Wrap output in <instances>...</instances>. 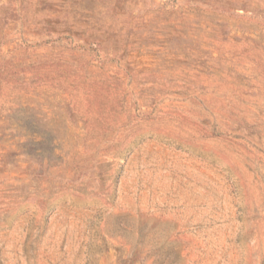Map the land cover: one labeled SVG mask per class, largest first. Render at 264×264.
<instances>
[{"label": "rangeland", "instance_id": "1", "mask_svg": "<svg viewBox=\"0 0 264 264\" xmlns=\"http://www.w3.org/2000/svg\"><path fill=\"white\" fill-rule=\"evenodd\" d=\"M0 264H264V0H0Z\"/></svg>", "mask_w": 264, "mask_h": 264}]
</instances>
